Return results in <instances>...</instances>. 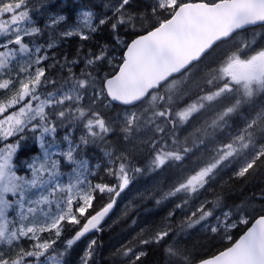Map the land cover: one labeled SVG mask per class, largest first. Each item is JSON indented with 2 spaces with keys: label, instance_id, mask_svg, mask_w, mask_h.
<instances>
[{
  "label": "snow or ice",
  "instance_id": "1",
  "mask_svg": "<svg viewBox=\"0 0 264 264\" xmlns=\"http://www.w3.org/2000/svg\"><path fill=\"white\" fill-rule=\"evenodd\" d=\"M94 7L68 14L41 0V25L33 0H0V264H69L77 242L101 230L137 175L172 164L178 171L161 200L180 203L150 239L134 237L117 250L120 264H142L141 247L150 243L165 246L167 264H264V190L252 198L258 206H230L216 192L201 200L225 169L246 177L264 167V43L257 42L264 34L243 37L264 29V0H150L144 10L133 0H108ZM104 28L118 43L122 29L136 37L123 43L117 71L100 70L113 59L108 45L56 58L57 41L77 37L83 45ZM117 106L114 116L105 111ZM117 129L125 142L144 146V167L127 149L105 151L103 168L90 163L85 149L107 146ZM28 141L39 152L25 162L30 175H18L14 158L35 151ZM63 167L70 169L66 181ZM97 170L116 184L93 183ZM104 193L109 202L97 210ZM177 212L183 218L173 225ZM71 226L79 227L68 237ZM192 230L229 245L210 256L194 253L184 243ZM96 250L93 239L78 264H97Z\"/></svg>",
  "mask_w": 264,
  "mask_h": 264
},
{
  "label": "trees",
  "instance_id": "2",
  "mask_svg": "<svg viewBox=\"0 0 264 264\" xmlns=\"http://www.w3.org/2000/svg\"><path fill=\"white\" fill-rule=\"evenodd\" d=\"M84 3H87L89 7H93L96 5H100V0H81ZM134 6H138L141 10L147 8L148 4L150 3L148 0H133ZM261 29L259 27L255 29H249V31L245 34H250L253 30ZM120 40L123 43H130L132 39L135 38V35L130 33L127 30H120L119 32ZM123 43H118L112 37V33L110 28H104L97 34L93 36V38L88 41L75 44L72 47V54L69 51H63L59 55V60H63L64 57H67L69 60L78 58V56H83L88 50L96 51L97 46L99 45H108L109 48V55H112L113 49L120 48V54H124L125 47ZM71 55V56H70ZM100 70L108 71L113 73L118 69L116 67H112L108 65L107 62H104L103 66ZM103 72V71H102ZM55 71L53 75H55ZM121 108L119 106L115 107L114 109H110L107 111L109 116L116 115L115 113L119 112ZM29 146L35 149L34 152L29 153V155H21L18 153V158H16V163L18 165H25V162L29 160L30 155H35L36 152H39L38 146L32 142H27ZM119 151L130 150L137 156L136 165L139 167H144L145 164L143 161H146L147 153L144 150V146L140 142H135L134 144H129L123 140L122 134L116 130L115 134H110L107 141V146L105 144H97L93 145L91 148V158H96L101 152L103 148H108L111 146ZM188 163V164H186ZM165 166L164 169L167 172V178H174L177 173L176 165L173 167ZM190 162H185V166H189ZM105 174V173H104ZM105 178L102 180L108 184H116L115 180L112 178ZM149 175L147 172L138 175L137 182L142 183L147 181ZM98 179V178H96ZM264 190V167L258 168L254 173L248 175L246 177H229L223 181L221 185H216L214 189L207 193V198L211 201L214 200V196L211 192L221 193L225 198V202L230 206H239L246 204L251 201L254 206H258L261 202L259 200H253V196L259 195V193ZM157 200H161V195L156 192L152 197L146 199L141 204L134 207L131 211H129L125 217H123L115 226L109 229H103L97 231L95 234L86 235L81 239V241L77 242V245L74 246L73 251L69 254L68 260L70 259H77L79 254L83 251V249L89 243L87 241V236L97 241V250L95 260L97 264H120L119 260L116 258L117 250L120 248H114L113 244L117 241V243L125 236L127 238V243L132 241L134 237H130L132 231L139 227V217L141 214H146V223L148 226L146 230L140 234L136 235L137 238H144L150 239L151 235L155 230H157L162 223L167 222L166 219L163 217L159 218V215L162 213L167 212L166 203L164 200H161L159 204L156 203ZM103 201H105L104 196L100 195L97 197V201L94 202V207L99 210L100 207L103 206ZM91 211V210H90ZM181 220L179 212L176 213L175 219L171 221L173 225H177ZM79 226L70 227L66 231L65 235L70 237L76 230H78ZM246 230V227L241 226L234 231L235 238H238L239 235ZM194 240V241H193ZM195 240H197L195 242ZM192 242L186 244L192 250L195 249H206L207 251L202 253L201 255L209 256L215 254L217 251L222 250L224 247L229 245V242H225L221 239L218 235H203L197 238H192ZM164 245H156V244H148L143 245L141 250L147 253L146 256L142 257V264H167V257L164 253ZM78 264V263H77Z\"/></svg>",
  "mask_w": 264,
  "mask_h": 264
},
{
  "label": "rangeland",
  "instance_id": "3",
  "mask_svg": "<svg viewBox=\"0 0 264 264\" xmlns=\"http://www.w3.org/2000/svg\"><path fill=\"white\" fill-rule=\"evenodd\" d=\"M148 1L150 2V0H148ZM54 2L57 3L58 6L65 7L68 14L74 13L76 11L77 7L88 6L87 3H84L81 0H54ZM106 3H108V0H100V5L101 4H106ZM40 4H41V0H33V6L37 10L36 15L34 16V19H36L37 22L42 25L44 20L47 17V13H45V12H43L41 10ZM94 10H97V9H94ZM99 10H104V9H99ZM253 31H255L257 33L264 34V29H258V30H253ZM251 33L250 34H243V37L250 39L251 38ZM45 39H47V37L40 39L38 42L39 43H44ZM80 42L81 41L77 37H71V38H68L66 40L57 41V45L58 46L53 50L55 52L56 58L59 59V55L63 51H69L72 54L73 53L72 52V47L75 44L80 43ZM257 42L258 43H264V42L261 41V36H259V35L257 36ZM222 47L223 48H227L228 46L224 45ZM119 49H120L119 47H118V49H113L112 55L110 56V58H113V59H112L111 64L108 63V65H111L112 67H115L116 65H119L120 58L123 55V54H120ZM219 52H220V50H217V53H214L212 58H215V56H217L219 54ZM70 60H72V58ZM101 72L105 73V74H109L110 70H108V71L101 70ZM108 110H110V109H105V111H108ZM117 113H115V114H117ZM190 130L191 129H189V131ZM118 132H120L119 129H118ZM80 134H81L80 132H76V133H74V136L78 137ZM186 134L187 133H182V135H186ZM63 135H64V132L60 131L58 133L57 139H60ZM136 142H140V141L137 140ZM92 146L93 145H89L85 149V153L87 155V158L89 159L90 163L93 164V165L94 164H98V163L101 164V168H103V166H104V164L106 162V159H107L104 156V152L105 151L117 150V149L113 148L112 145H111L108 148H103L102 152L96 158L93 159V158H91V153L93 152V151H91ZM13 163L16 165V170H17V174L18 175H25V174L30 175V173L28 172V170H27L25 165H18L16 163V158H14ZM186 164H188V163H186ZM174 166L175 165H173V167ZM175 169L178 171L177 166H176ZM62 171L66 173V175L64 177H62V179L66 181L67 178H68L67 174L70 172V169L67 168V167H63ZM234 171H235V168L225 169L224 172H222L217 177V181H216L215 184L212 185V189H214V187L216 185H221L225 179H227L229 177H232ZM97 172H98L97 177L91 178L92 182L93 183H106V182L102 181L105 178L104 171L97 170ZM130 175H131V173H130ZM147 175H149L148 180L145 181V182H142V183H139V182L136 181L137 177H138V175H137L135 177V179L132 181V183L129 184L128 187L125 188L122 192H120V195L118 197H115V199H116V204H115L116 211L113 214V216L111 217V219L104 225V229H109V228L115 226L123 217H125V215L129 211H131L137 205L141 204L146 199L152 197L156 192L161 194L162 192L168 191L169 190V186L174 182V179H175V176H176L175 175L174 178H167V172L165 171L164 168L159 169V170L154 171V172H147ZM96 178H98V179H96ZM106 178H109V177H106ZM115 183H116V181H115ZM102 196H104V198H105V201H103V205H104V204L109 202L110 194L104 193V194H102ZM203 199L209 200L207 198V193H205L204 196L201 197V200H203ZM164 201L166 203L167 212L166 213H162V215H159V218L163 217L164 219H166L168 217V213L173 211V209L175 207V204L176 203H180V200H178L176 198H170V199L164 200ZM195 203H197L195 201V198H193V200L189 201V205L190 206L194 205ZM192 210H195V207H192ZM179 214H180V218L182 219L183 217H182L180 212H179ZM146 218H147L146 214H141L140 215V217H139V227L137 229H135L134 231H132L130 237H135L136 235H140L146 230V228L148 226V223H146ZM72 227H75V226H71V228ZM69 229H70V227H69ZM71 234H73V233H71ZM232 234H233V238H235L236 235H235L234 231H233ZM203 235H214V234L206 233L203 230H199V231L192 230L190 238H187L184 241V243L188 244V243L192 242L191 241L192 238H197V237H200V236H203ZM86 238H87L88 242L93 240L92 237L90 238L89 236H87ZM196 241L197 240H195V242ZM224 241L228 243L227 240H224ZM125 244H127V238L124 236L118 243L116 241L113 244V246H114V248L117 249V248H120L122 245H125ZM206 251H207L206 249H201V248L193 250L194 253H199L200 255L202 253L206 252ZM68 261H69V264H77L78 263L77 259H70Z\"/></svg>",
  "mask_w": 264,
  "mask_h": 264
},
{
  "label": "water",
  "instance_id": "4",
  "mask_svg": "<svg viewBox=\"0 0 264 264\" xmlns=\"http://www.w3.org/2000/svg\"><path fill=\"white\" fill-rule=\"evenodd\" d=\"M136 38V37H135ZM134 38V39H135ZM125 51H126V49H125ZM114 210H115V205H114V207H113V209L110 211V213L108 214V216L107 217H105V220L104 221H102V225H101V229H103V225H104V223L113 215V212H114ZM94 232H96V231H93V232H90V233H88V234H91V233H94ZM243 234V233H242ZM241 234V235H242ZM87 235V234H86Z\"/></svg>",
  "mask_w": 264,
  "mask_h": 264
},
{
  "label": "flooded vegetation",
  "instance_id": "5",
  "mask_svg": "<svg viewBox=\"0 0 264 264\" xmlns=\"http://www.w3.org/2000/svg\"><path fill=\"white\" fill-rule=\"evenodd\" d=\"M210 256V255H209Z\"/></svg>",
  "mask_w": 264,
  "mask_h": 264
}]
</instances>
